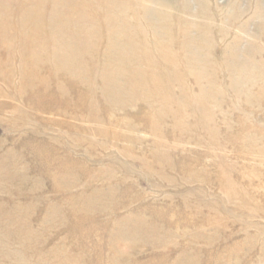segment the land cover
<instances>
[{"label": "rangeland", "instance_id": "1", "mask_svg": "<svg viewBox=\"0 0 264 264\" xmlns=\"http://www.w3.org/2000/svg\"><path fill=\"white\" fill-rule=\"evenodd\" d=\"M0 264H264V0H0Z\"/></svg>", "mask_w": 264, "mask_h": 264}, {"label": "bare ground", "instance_id": "2", "mask_svg": "<svg viewBox=\"0 0 264 264\" xmlns=\"http://www.w3.org/2000/svg\"><path fill=\"white\" fill-rule=\"evenodd\" d=\"M250 52V51H249ZM255 54V53H254Z\"/></svg>", "mask_w": 264, "mask_h": 264}]
</instances>
